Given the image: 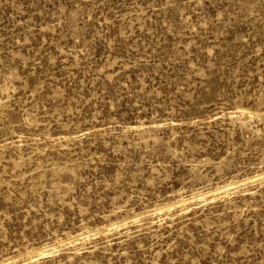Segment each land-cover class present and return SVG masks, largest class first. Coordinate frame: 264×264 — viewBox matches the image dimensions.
Wrapping results in <instances>:
<instances>
[{"label": "rangeland", "instance_id": "374dc122", "mask_svg": "<svg viewBox=\"0 0 264 264\" xmlns=\"http://www.w3.org/2000/svg\"><path fill=\"white\" fill-rule=\"evenodd\" d=\"M0 264H264V0H0Z\"/></svg>", "mask_w": 264, "mask_h": 264}]
</instances>
